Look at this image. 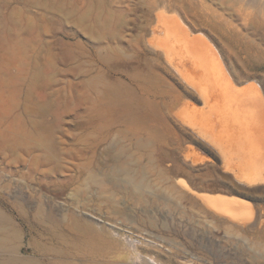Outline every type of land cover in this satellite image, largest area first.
Wrapping results in <instances>:
<instances>
[{"label": "bare ground", "instance_id": "1", "mask_svg": "<svg viewBox=\"0 0 264 264\" xmlns=\"http://www.w3.org/2000/svg\"><path fill=\"white\" fill-rule=\"evenodd\" d=\"M179 1L183 4H176L177 0L142 1V7L137 11L142 13L141 17L145 19V23L137 27L140 32L133 41L136 46L145 44L163 61V70L167 72L168 78L158 73L159 77H156V80L150 79L144 74H136V77L131 76V79L136 81V87L144 96L142 104L153 115L159 114L160 111L156 99L168 95V92L162 89L163 87L167 89H174L176 85L185 87L191 96V99L186 102L188 111L193 115H201L202 122L184 121L183 123L195 136L202 138L208 144L195 140L196 145L191 147L185 156L189 163L184 162L182 167L176 161L170 164L171 159L167 156L149 155L147 157L148 164L158 175L162 186L151 184L147 177L146 167L137 158L135 161L126 154L124 146L120 147L118 143L108 144V148L102 152V157H98L96 152L103 141H106L102 136L95 138L84 148H77L78 145H74L76 147L74 151L65 154L59 153L58 144L60 143L55 142V144L54 139L51 140L52 138L47 132H52L55 127L60 126L67 114L73 113L75 122L86 117L88 119L87 127H93L98 119H107L117 113L122 117L130 116L127 111L118 107L122 103L126 104L132 101L127 98L129 97L128 89L121 82L111 79L105 73L118 68L123 58H130L132 55L122 48L125 25L122 2L116 3L118 13L107 10V13L105 11V14H102L100 11L102 15L88 13L91 11L79 14L72 9L64 12V8H61L57 3L58 9L60 11L63 9L62 12L65 13L74 28L77 27L78 31L82 30L85 36L94 43L91 53H93L95 65L93 63L89 66H93V68L96 66V68L90 69V67V70H86L87 68L84 70L85 67L79 68L83 66V64L79 66L82 61H80L82 56L79 54L81 53L83 56L87 54L84 53L86 49L83 52L80 47L84 48L88 44L83 47L81 43L84 42L71 44L61 41L58 45L59 54L49 52V56L51 55L53 58L49 61L65 65V68L79 63V67L75 65V68H70L73 77L74 75L78 76L77 78L82 77L76 83L68 81L75 92L72 98L71 95L69 96L71 99L62 97L61 92L65 90L64 88L60 91L62 87L53 94L37 92V82L41 79H48V72L44 68L40 69L37 66L33 68L30 84L24 87L25 89L13 78L15 89L7 96L10 100L7 99L8 103L6 104L12 113L21 111L23 118H17L16 120H19L17 123L10 121V124L3 125V128L0 126V163L1 166H4V168H0V190L2 192L9 194V183L13 182L12 178L22 174L26 180L37 181L39 187H45L55 197H58L64 195L71 185L79 182L84 175L89 173L90 184L101 186L108 182L114 186L115 190L121 189L122 192L131 193L139 199L143 198V193L147 189L155 199L159 198L158 194L161 190L170 192L176 189L184 195V199L199 201L213 218L223 216L248 225L256 222L258 217L252 213L251 201L247 202L237 197L236 194L253 193L255 192V190L251 191L253 187L264 182V79L258 73V70L264 69V43L262 44L250 36L251 33L254 36L264 35V13L258 12L260 8L255 9L257 12L251 11L249 4L246 3H249V0H213V3L217 4L223 12L216 8H209L207 11L201 9L199 13H195L201 17L203 26L219 29L241 42L243 45L241 51L246 54L240 59L246 69V71L244 69L246 73V77L243 76L246 78L244 79L238 75L234 63L224 57L211 36L198 30L195 20L186 17L189 16V12L185 5L191 6L195 0ZM234 4H239L238 9ZM89 5L91 4L89 3ZM49 6L51 10L54 7L53 4ZM99 6L97 2L96 7ZM251 9L253 8L251 7ZM92 10L94 11V9ZM95 11L97 12V10ZM58 14L56 13V15ZM8 47L5 49H8L10 56L20 58L26 56L24 48L17 49L16 52L13 47ZM56 84H58V80ZM173 94L176 95V93ZM110 104L111 107L108 106ZM83 108L87 110L86 115L80 113ZM48 114L52 117V123L46 119ZM182 115L180 113L181 119H183ZM134 119L137 120L136 126L140 132L151 131L150 135L156 133H152L150 130L151 127L155 128L156 126L153 117L141 115ZM205 122L215 125L217 129L209 127V130L203 125ZM30 129L33 132L29 131ZM205 129H208L207 131L210 133ZM227 129L234 131V134L231 133L232 136L234 135V140H241V142H236V147H229L221 140L219 135ZM45 131L48 136L42 134ZM99 133L101 134V131ZM84 134L89 136L90 132L86 130ZM242 136L244 140L237 139ZM156 138L161 143L165 141L161 136H156ZM137 142L141 147L151 144L143 139H139ZM88 149L93 154L89 156V161L78 162L80 156L89 152ZM21 153L32 156L31 160L21 159ZM61 154L75 159L76 162L74 161L73 164L75 175L56 182L53 180L52 174L59 167V155ZM220 160L223 170L227 174L222 177L217 175L214 177L222 181L234 182L239 192L219 189L213 184L212 187L210 186L211 188L209 187L212 194L200 193L201 190L192 177V172L197 170L199 165L211 166L214 169L216 166L211 163ZM13 168L15 171L12 170ZM26 169L27 172H23ZM237 171H239L238 174ZM120 182H122V186L119 185ZM262 188L264 189V186ZM157 191L158 194H156ZM219 191H224L227 195L217 193ZM17 195L18 193L15 196H10L9 198L13 199L10 201L1 193L0 205L10 208L13 214L24 220L29 226L39 225L41 233L50 235L56 247H50L48 244H43L41 240H35L30 244L32 250L28 248L23 253L21 231L0 206V264H117L120 254L130 248L123 236L118 237L120 234L118 236L113 234L111 229H106L104 226L98 228L90 223L81 225L79 222L81 216L76 208L58 209V207H52V203L43 199L48 197L41 194L38 203L34 207L31 206L32 210L28 211L26 209L27 201H21ZM69 196L77 204L80 203L75 194L71 193ZM163 198L162 196L160 199ZM48 200L52 201L53 199L48 198ZM181 200L176 202L178 208L182 206ZM198 206L200 205L198 204ZM66 221H71L72 224L68 225L66 229L56 232L55 227ZM47 222L51 223V227L44 226Z\"/></svg>", "mask_w": 264, "mask_h": 264}, {"label": "rangeland", "instance_id": "2", "mask_svg": "<svg viewBox=\"0 0 264 264\" xmlns=\"http://www.w3.org/2000/svg\"><path fill=\"white\" fill-rule=\"evenodd\" d=\"M94 1H97L100 6L96 7L97 2L94 3ZM142 1L144 0H0L1 128H3V125H9L10 121L17 123L19 120L16 119L22 117L21 111L12 113L8 110L9 108L6 104L8 103L7 99L10 100L7 96L15 89V87H13V78H15L18 83L22 84L23 88L28 86L31 81L32 70L36 66L40 67V69L44 68V70L48 72V79H41V82H37V92L53 94L62 87L60 91L65 88V92H61L63 95L62 97L68 99L71 95L72 98L75 92L72 90L70 84L80 81L82 77L80 76L77 78L78 76L76 77V75L73 77V74L70 73V68H75V65L78 66L79 63L71 65L72 67L69 66L70 68H65V65H60L56 62L54 64V62L49 61V59L53 60L52 56H49L50 53L59 54L60 48L58 50V45L61 41L71 44L84 42L81 43L83 47L88 44L84 48H82V46L80 47L83 52L86 49L84 52L87 53L84 54V56L86 55L85 58L83 54L77 52L82 56H80V61H83V63H81V61L79 64V66L81 64H83V66L81 65L82 67H78L81 69L85 67L84 70L86 68V70L96 68V66H94V68L93 66H89L93 63L95 65L93 53H91L94 49V43L85 36L82 30L79 29L78 31L77 27L74 28V25L66 18L64 12L72 9L79 14L91 11L88 13L100 15L101 12L102 14L107 13V10L112 13H118V6L116 3L122 2L121 7L125 12L124 42L122 48L132 55V57L123 58L118 68L112 69L105 74L111 79L121 82L125 88L128 89L129 97L127 98L132 99V101L126 104L122 103L118 107L123 111H127L130 116L122 117L117 113L107 119H98L93 127H87L88 119L86 117L75 122L73 113H69L66 115L67 117H64L62 124L55 127V130L52 132L45 131L42 134L44 136L50 135V138H52L51 140L54 139V143H60L58 144V151L63 154L74 151L76 149L74 145H78L77 148H84L86 144L102 136L106 141H103L96 152L98 157H102V152L108 148V144L114 145L118 143L120 147L124 146L123 149L126 150V154L135 161L137 158L146 167L147 177L154 186H162V183L158 175L148 164L147 157L149 155L160 154L167 156L171 159L170 164L176 161L181 167L184 162L189 163V161H186L185 156L189 149L196 145L195 140H199L205 144L208 143L203 141L202 138L195 136L187 128V125L183 123L184 121L202 122L201 115H193L188 111L186 102L191 99V96L187 92L188 90L178 85L174 86V89L161 87L168 92V95L156 99L160 111L159 114L153 115V113L148 111L142 104V98H144V96L136 87V81L131 79V76L136 77V74H144L148 78L156 80V77H159L158 73L168 78L167 72L163 70V61L159 59L155 53L150 51L145 44L138 45V47L133 41L140 32L137 27L145 23V19L141 17L142 13L137 11L141 9L143 5ZM249 1V3H246L249 4L251 11L260 8L258 12L262 11L264 13V0ZM45 3L46 5L48 4V6H46ZM57 3L61 8H64V10L62 9L64 12L58 9L59 6ZM89 3L92 5L91 9ZM42 4L47 10L44 9L45 7ZM51 4L54 6H51L53 7L52 10L49 6ZM176 4L182 5L183 2L177 0ZM234 5L235 8L238 9L239 4ZM185 7L189 12V16L186 17L195 20L198 27L197 29L208 33L216 42L217 47L224 57L229 62L234 63L238 75L246 77L245 66L240 61V59L246 55L244 51H241L243 47L241 42H239L237 38L231 37L229 34L226 35L219 29L206 25L203 26L199 14L195 15V13H199L201 9L204 11H207L209 8H216L220 11H222V9H220L217 4L213 3V0H195V3L191 6L186 4ZM251 7L253 9H251ZM92 9H94V11ZM95 10H97V12ZM256 10L255 12H257ZM55 11L57 14L58 11L62 12V15H60V12L58 14L59 16L56 15ZM63 15L65 16L63 17ZM244 32L247 33L246 30H244ZM250 36L252 39H256L262 44L264 43V35L259 34V36H254L251 33ZM261 36L262 38H260ZM10 46L13 47L16 52L24 48V52H26L25 55H28V57L23 56L20 58L10 56L8 54V49H5V47L10 48ZM136 47H138L137 50ZM60 69H62V71H60ZM258 73L260 77L264 79V69L258 70ZM245 77L243 78L246 79ZM57 80L58 84H56ZM70 80L71 83H69ZM40 86L42 90L39 88ZM68 87H70V89H68ZM173 93H176V95ZM108 106L111 107V104ZM82 110L80 113L86 115L87 110L84 108ZM180 113L183 114V119H181ZM141 115L153 117L156 126L155 128L151 127L150 130H152V133H156L150 135L151 131H139V128L136 126L137 120L134 118ZM46 119L50 123L53 122L49 114ZM203 125L206 128L208 127L209 130L211 127L217 129L215 125L208 122H205ZM208 129L205 130L207 131ZM86 130L90 132L89 136L84 134ZM29 131L33 132L32 129ZM99 131H101V134ZM46 132L48 135H46ZM231 133L234 134V131L227 129L219 136L227 146L236 147V142H241V140H234V135L232 136ZM156 136L163 137L165 141L162 143L159 142ZM139 139H143L145 142L149 141L151 144H148L146 147H141L137 142ZM237 139L244 140L243 136ZM91 155L93 154L89 151L84 154V156H80L77 161L86 163L89 161V156ZM20 157L27 161L32 158V156L25 153H21ZM74 161L75 159H72V157L62 154L59 155V167L52 174L53 180L58 182L75 175ZM211 165H215L216 168L213 169L211 166L199 165V167L196 168L197 170L193 172L190 170L192 172V177L198 183V187L201 190L200 193L207 192L212 194L213 192H211L210 188L213 184L219 189L238 191L234 182L222 181L214 177L216 175L222 177L227 174V172L223 170L221 160L211 163ZM0 168H4V166H1V163ZM12 170L15 171L14 168ZM23 172H27V169ZM238 173L239 171H237V174ZM89 175V173L84 175L79 182L71 185L64 195L58 197H55L54 194L45 187V190L39 187L37 181L26 180L22 174L15 175L12 178L13 182L9 183V194L1 190L0 192L3 193L6 198L13 195L15 196L18 193L17 196L21 201H27L26 209L28 211H31L32 207L38 203L39 196L45 194L48 198L53 199L51 201L48 200V198H43L45 201L52 203V207H58V209H66L69 207L78 209V214L81 216L79 217L81 225L90 223L98 228L104 226L106 229H111L113 234L117 236L120 234L118 237L123 236L130 248L123 252V254H120V258L117 260L119 263L117 264H264V189L262 188L264 182H262L263 184L259 183L255 185L256 189L254 186L253 190H251L252 192L255 190L253 193L242 192L236 194L237 197L247 202L251 201L253 205L251 207L252 213L256 214L259 218H256L257 220L253 223L254 225H248L244 222L238 223L236 220L234 221L223 216L213 218L209 215L207 208L200 204L199 201L190 200L188 198L184 199V195L176 189L170 192L169 190H159V194L157 191L156 194L159 196V198L156 197L157 199H155L152 194L150 195L149 189H147L143 193V198L139 199L131 193L126 194L122 192L121 189L115 190L114 186L108 182L101 186L90 184L88 181ZM121 184L122 182L119 183L120 186H122ZM256 190L258 191L256 192ZM260 190L262 193L259 192ZM71 193L78 196L77 199H79V204L69 196ZM217 193L227 195L224 191H219ZM162 196L164 197L163 199H166L165 201L160 199ZM9 199L13 201V199ZM177 200L182 201L181 208L177 207ZM198 204L200 206H198ZM0 206L2 210L12 218V221L21 231L23 253H25L28 248L31 249L30 244L35 240H41L43 244L56 247L50 235L41 233L39 225L35 224L34 227H31L24 220L13 214L10 208L5 205ZM71 224V221L60 223V226L55 227V231L59 232L62 229H66L67 226ZM44 226L51 227V223L47 222ZM44 226L42 227L45 228Z\"/></svg>", "mask_w": 264, "mask_h": 264}]
</instances>
